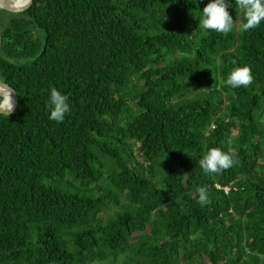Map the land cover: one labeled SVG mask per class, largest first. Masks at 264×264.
Wrapping results in <instances>:
<instances>
[{
    "label": "trees",
    "instance_id": "16d2710c",
    "mask_svg": "<svg viewBox=\"0 0 264 264\" xmlns=\"http://www.w3.org/2000/svg\"><path fill=\"white\" fill-rule=\"evenodd\" d=\"M208 2L0 11V83L18 99L0 116V264H264V22L241 31L231 0L233 30L203 31ZM242 65L253 83L226 86ZM213 147L235 165L205 174Z\"/></svg>",
    "mask_w": 264,
    "mask_h": 264
},
{
    "label": "clouds",
    "instance_id": "9594fccd",
    "mask_svg": "<svg viewBox=\"0 0 264 264\" xmlns=\"http://www.w3.org/2000/svg\"><path fill=\"white\" fill-rule=\"evenodd\" d=\"M235 5L243 14V23L240 30L243 32L255 29L264 22V0H235ZM233 8L231 0H209L200 14L199 26L203 31H214L227 35L234 26L235 21L228 9ZM252 69L248 65L234 67L224 80V84L232 89L247 88L253 83ZM14 90L9 86L0 87V116L9 117L15 109ZM49 112L48 119L62 123L70 111L68 95L55 87L49 90L46 104ZM234 154L221 148H210L198 161L200 168L205 174H220L233 167L236 163ZM198 195V203L201 206L209 204V192L206 186H198L195 189Z\"/></svg>",
    "mask_w": 264,
    "mask_h": 264
},
{
    "label": "water",
    "instance_id": "95a60500",
    "mask_svg": "<svg viewBox=\"0 0 264 264\" xmlns=\"http://www.w3.org/2000/svg\"><path fill=\"white\" fill-rule=\"evenodd\" d=\"M32 3H33V0H28V2L26 4L18 6V5H6V4H2L0 2V8H1V10H6L9 12H20V11L28 9L32 5ZM0 44H1V38H0ZM4 86H6V85H4ZM13 95H14V99H15V109H16L17 104H18V99H17L16 93H14Z\"/></svg>",
    "mask_w": 264,
    "mask_h": 264
},
{
    "label": "bare ground",
    "instance_id": "6f19581e",
    "mask_svg": "<svg viewBox=\"0 0 264 264\" xmlns=\"http://www.w3.org/2000/svg\"><path fill=\"white\" fill-rule=\"evenodd\" d=\"M23 1H26V0H1L0 2L2 4H6L10 2H23ZM0 11H1V8H0ZM0 87H5V86L2 83H0Z\"/></svg>",
    "mask_w": 264,
    "mask_h": 264
}]
</instances>
